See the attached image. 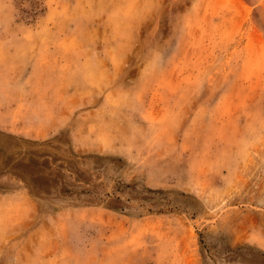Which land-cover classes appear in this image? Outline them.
Masks as SVG:
<instances>
[{"label": "rangeland", "instance_id": "1", "mask_svg": "<svg viewBox=\"0 0 264 264\" xmlns=\"http://www.w3.org/2000/svg\"><path fill=\"white\" fill-rule=\"evenodd\" d=\"M5 44L61 127L0 130V194L35 206L0 264H264V0H0V68ZM28 152L152 199L78 206Z\"/></svg>", "mask_w": 264, "mask_h": 264}, {"label": "crops", "instance_id": "2", "mask_svg": "<svg viewBox=\"0 0 264 264\" xmlns=\"http://www.w3.org/2000/svg\"><path fill=\"white\" fill-rule=\"evenodd\" d=\"M5 45L3 48L7 51H4L5 56L2 58L4 64L0 68V130L32 140L49 139L61 126L57 124L49 126L43 119L30 118V113L36 108L32 109L33 105H29L26 94H21L22 87L26 88L24 84L27 73L22 76L24 69L19 71L22 58L11 51L12 48L18 46ZM56 59L62 60L60 57ZM16 67L19 73L16 72ZM39 68L41 67L36 68V65L30 66V76L32 73L36 74L34 69L39 73ZM23 80H25L24 83ZM34 212L35 206L25 188H18L13 193L0 194V237L10 238L18 231L21 232L27 227L28 218Z\"/></svg>", "mask_w": 264, "mask_h": 264}, {"label": "trees", "instance_id": "3", "mask_svg": "<svg viewBox=\"0 0 264 264\" xmlns=\"http://www.w3.org/2000/svg\"><path fill=\"white\" fill-rule=\"evenodd\" d=\"M52 143L53 141L50 140L47 145H51ZM26 155L32 168L46 171L48 178H51V187L56 191V195L59 198H69L78 206H103L110 210H124L128 208L127 204L130 201L143 202L152 199L135 191L133 186L121 188L122 184L120 183H117L113 187L112 192L107 193L103 188V184L99 182L98 167L94 166L90 169L80 171L74 165L75 163H79L78 160H75L74 154H72V160H57V164L48 155L38 156L32 152H28ZM66 177L71 179L74 184L82 187L80 189L67 187L65 184ZM148 192L161 193L154 190H148ZM122 196L125 199H122Z\"/></svg>", "mask_w": 264, "mask_h": 264}]
</instances>
